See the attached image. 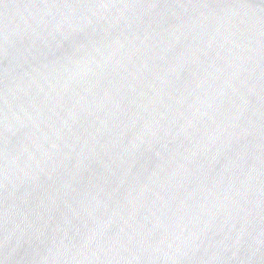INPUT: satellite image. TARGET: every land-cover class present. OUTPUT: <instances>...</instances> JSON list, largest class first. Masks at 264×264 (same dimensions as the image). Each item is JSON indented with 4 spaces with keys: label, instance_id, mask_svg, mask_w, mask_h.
Segmentation results:
<instances>
[{
    "label": "water",
    "instance_id": "95a60500",
    "mask_svg": "<svg viewBox=\"0 0 264 264\" xmlns=\"http://www.w3.org/2000/svg\"><path fill=\"white\" fill-rule=\"evenodd\" d=\"M0 264H264V0H0Z\"/></svg>",
    "mask_w": 264,
    "mask_h": 264
}]
</instances>
